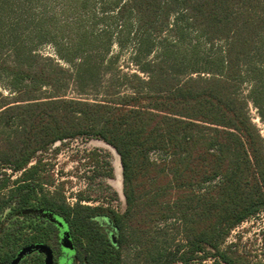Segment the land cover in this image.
<instances>
[{"label":"trees","instance_id":"trees-1","mask_svg":"<svg viewBox=\"0 0 264 264\" xmlns=\"http://www.w3.org/2000/svg\"><path fill=\"white\" fill-rule=\"evenodd\" d=\"M54 1L64 12L114 11L115 28L98 32L77 18L74 33L66 21L57 32ZM130 42L146 77L129 75L124 92L111 84L102 99L83 97L97 74L89 55ZM45 44L72 68L43 57ZM69 80L78 97L68 96ZM250 104L264 125V0H0V128L10 129L0 138V167L21 173L0 179V264H13L25 247L53 250L59 230L73 241L74 263L123 264L122 249L136 245L148 264H264L225 245L264 212V136ZM77 138L118 153L123 213L82 196L70 204L50 189L55 178L39 156ZM105 166L98 176L112 178ZM172 220L185 243L150 246L154 227ZM44 256L34 251L18 263L44 264Z\"/></svg>","mask_w":264,"mask_h":264},{"label":"rangeland","instance_id":"rangeland-1","mask_svg":"<svg viewBox=\"0 0 264 264\" xmlns=\"http://www.w3.org/2000/svg\"><path fill=\"white\" fill-rule=\"evenodd\" d=\"M52 7H54L53 17L55 19L54 24L57 32H59L63 22L66 21L71 25L68 27L67 32L74 33L76 29L72 27H77L75 23L77 18L79 20L81 19L80 21L84 19L88 28H93L98 32L106 25H112L115 28L112 18L115 15L113 14L114 11L105 13L101 8L97 7L95 8L96 14L95 12L78 14L70 10L64 12L62 5L56 4V1H54V6ZM98 19H105L106 21H101L99 24L95 25L94 22ZM164 35H167V31L164 32ZM134 47L135 42H130V45L123 50L115 44L112 47V51L107 54L102 51L90 54V60L96 64L97 74L95 85L88 86L86 91L88 94L83 97L89 99H102L111 84H114L112 89H118L124 92L127 91L129 83L127 77L129 75L139 74L141 77H146V75L140 72L132 62ZM38 50L43 57L53 60L51 63L52 65H60L66 69L72 68V66L67 65L57 57L55 48L52 44L41 45ZM79 62L80 60H76L75 63ZM65 88L69 97L79 96L72 80H69L68 86ZM249 88V84L242 86L241 92L244 96L248 95ZM1 90L5 96H12L9 91L5 89ZM250 112L254 122L261 129L264 136V125L260 121L257 111L252 104H250ZM9 131L10 129L0 128V138L6 136ZM154 157H157V154H155ZM39 158L42 160V163L46 165L47 170L54 175L55 184L50 189L52 191L56 189L60 191L66 197L68 203L74 204L79 197L82 196L85 199L83 204L92 206L103 205L105 207L110 206L119 213L125 211L126 202L123 191L122 171L120 184L118 179L117 165L120 162V157L116 150L104 141L91 138H77L58 142L52 146L48 152L39 156ZM107 160L110 161L113 167V177L104 179L98 176V173L106 171L107 167L105 166V161ZM33 163H35V161ZM5 172L7 175H11V181H14L21 175V173H13L10 169L0 167V179L4 178ZM178 226L179 225L172 220L154 227L152 234L148 237L150 246L156 245L159 249L169 250L176 248L177 245L185 243L183 230L181 226L180 229H177ZM62 235H65L64 237H70L69 233L66 231H64ZM144 244H147L146 240ZM229 244L233 245L232 251H236V254L241 256L244 260L253 263L264 262V212L248 219L236 227L227 238L225 245ZM139 249L140 248L136 245L124 247L122 249V263L148 264L142 259L143 255H139ZM202 264L214 263L212 259H208Z\"/></svg>","mask_w":264,"mask_h":264},{"label":"water","instance_id":"water-1","mask_svg":"<svg viewBox=\"0 0 264 264\" xmlns=\"http://www.w3.org/2000/svg\"><path fill=\"white\" fill-rule=\"evenodd\" d=\"M37 212L41 217L43 218H47L53 222L58 223V225L60 227L63 226V224L61 222H59L51 213H46L43 210H38L35 211ZM107 222L109 223V225L114 229V232L112 234V240L115 242L116 238H115V233H116V227L112 224L111 220L107 219ZM68 233V232H67ZM65 235H62V239H61V246L64 249H73L74 245H73V241L71 239V237H64ZM34 251H38L40 253H43L45 255V260H44V264H54V253L51 247L41 244V245H33V246H29V247H25L21 250V252L19 253L18 257L14 260L13 264H17L26 254L32 253Z\"/></svg>","mask_w":264,"mask_h":264},{"label":"flooded vegetation","instance_id":"flooded-vegetation-1","mask_svg":"<svg viewBox=\"0 0 264 264\" xmlns=\"http://www.w3.org/2000/svg\"><path fill=\"white\" fill-rule=\"evenodd\" d=\"M62 233L63 232L59 230V240H58L59 245L53 249L54 264H81L80 262L77 263L72 262V259H74L75 257L74 248L71 250L62 248L61 246Z\"/></svg>","mask_w":264,"mask_h":264},{"label":"bare ground","instance_id":"bare-ground-1","mask_svg":"<svg viewBox=\"0 0 264 264\" xmlns=\"http://www.w3.org/2000/svg\"><path fill=\"white\" fill-rule=\"evenodd\" d=\"M118 179H119V184L121 183L120 180H121V171H122V167H121V163L119 162L118 165Z\"/></svg>","mask_w":264,"mask_h":264}]
</instances>
